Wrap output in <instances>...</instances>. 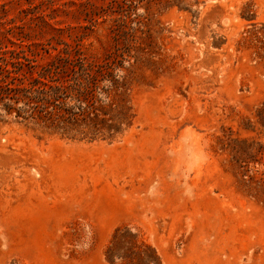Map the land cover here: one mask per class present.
Returning <instances> with one entry per match:
<instances>
[{
  "label": "rangeland",
  "instance_id": "rangeland-1",
  "mask_svg": "<svg viewBox=\"0 0 264 264\" xmlns=\"http://www.w3.org/2000/svg\"><path fill=\"white\" fill-rule=\"evenodd\" d=\"M0 65V264H264V0H0Z\"/></svg>",
  "mask_w": 264,
  "mask_h": 264
},
{
  "label": "trees",
  "instance_id": "trees-1",
  "mask_svg": "<svg viewBox=\"0 0 264 264\" xmlns=\"http://www.w3.org/2000/svg\"><path fill=\"white\" fill-rule=\"evenodd\" d=\"M17 71L11 70L8 68V66H1L0 65V94L5 95L6 98H9L8 100L10 101L11 98H14V96L24 93L25 95H29L31 92H33V81L31 79L29 80V84L27 86H21V83H17V80L19 79L17 76ZM46 85L42 88L41 93H43L45 96H47L48 91L46 89ZM48 102L47 100H44L45 107L44 109L47 108V104L45 103ZM30 107V103L27 104ZM6 107L8 109L14 108L10 103H6Z\"/></svg>",
  "mask_w": 264,
  "mask_h": 264
}]
</instances>
